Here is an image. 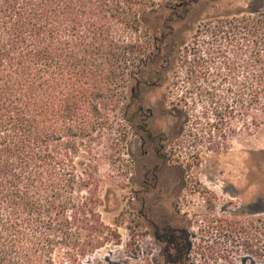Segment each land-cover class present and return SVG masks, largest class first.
<instances>
[{"label": "rangeland", "instance_id": "374dc122", "mask_svg": "<svg viewBox=\"0 0 264 264\" xmlns=\"http://www.w3.org/2000/svg\"><path fill=\"white\" fill-rule=\"evenodd\" d=\"M179 1L188 8L173 23L169 66L162 72L141 66L136 75L135 104L151 111L152 143L123 113L130 75L153 47L146 26L153 21L108 22V80L94 90L93 131L77 140L73 158L77 175L93 179L86 188L77 184L75 197L81 203L92 192L108 228L105 246L83 259L89 264H264V129L252 128L251 113L229 119L238 129L223 125L225 104L264 48L219 30L224 21L264 12V0L155 4ZM48 149L53 153V145ZM83 229V222L73 228L55 258L70 245L81 247Z\"/></svg>", "mask_w": 264, "mask_h": 264}, {"label": "trees", "instance_id": "16d2710c", "mask_svg": "<svg viewBox=\"0 0 264 264\" xmlns=\"http://www.w3.org/2000/svg\"><path fill=\"white\" fill-rule=\"evenodd\" d=\"M155 1L114 0L108 13V0H0V264H89L83 259L108 241L93 193L81 203L75 197L77 184L86 188L93 179L77 175L73 158L77 140L93 131L94 90L108 80V22L126 27L145 16L153 21L146 23L153 47L130 75L123 119L146 141L157 138L146 125L151 111L135 104L141 95L136 75L141 66L159 72L169 66L167 42L188 3ZM135 6L144 8L140 13ZM219 30L264 48V12L224 21ZM244 72L232 104H225L224 130L235 127L232 116L250 113L252 128L264 129V49ZM82 222L81 247L70 245L55 258Z\"/></svg>", "mask_w": 264, "mask_h": 264}]
</instances>
